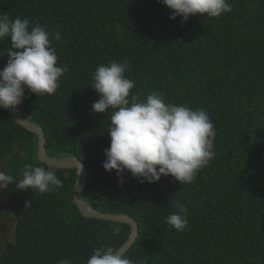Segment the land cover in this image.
Segmentation results:
<instances>
[{"label":"trees","instance_id":"1","mask_svg":"<svg viewBox=\"0 0 264 264\" xmlns=\"http://www.w3.org/2000/svg\"><path fill=\"white\" fill-rule=\"evenodd\" d=\"M227 2L231 12L182 23L158 0H0V14L61 33L63 41L52 44L57 66L69 70L59 88L40 96L26 89L15 111L44 130L49 156L84 162L82 197L91 207L137 222V238L124 252L137 264H264V0ZM8 47L5 37L0 69ZM113 60L128 62L130 96L160 92L167 102L208 113L215 155L191 184L171 175L142 184L127 172L120 183L115 170L103 168L112 110L92 111L99 94L91 83L96 67ZM37 148L38 135L0 109L1 171L20 177L25 164L47 167ZM53 168L63 187L43 194L3 187L14 230L0 264H87L93 249H119L128 239V223L81 213L75 168ZM176 201L188 210L182 232L165 223Z\"/></svg>","mask_w":264,"mask_h":264},{"label":"clouds","instance_id":"2","mask_svg":"<svg viewBox=\"0 0 264 264\" xmlns=\"http://www.w3.org/2000/svg\"><path fill=\"white\" fill-rule=\"evenodd\" d=\"M158 2L170 10L169 19L181 17L182 23L192 15L216 18L232 11L227 0H158ZM5 37H8L10 47L5 50L6 65L0 69V109L14 111L26 98V89L37 96L54 94L60 86V78L69 70L67 66H57L59 59L57 48L52 44L53 39L63 41L61 33L56 32L53 36L39 24L30 28V21L27 18L13 19L7 14H0V44ZM128 70L127 61L113 60L106 65H98L92 77L91 86L99 94L98 100L91 105L92 111L107 113L112 110L107 127L110 146L104 150L103 168L109 173L115 170L120 183H123L122 177L127 172L142 184L155 183L169 175L184 186L191 184L198 172L207 166L215 155L213 149L216 131L212 120L204 109H193L167 102L165 95L160 92L149 94L146 100H140L137 95L130 96V90L135 87V82L125 76ZM54 158H78L82 161L78 156ZM82 163L84 164L83 161ZM76 173L77 182L79 174L77 169ZM10 184H14L15 189L19 191L30 189L41 194L63 187L62 180L57 177L51 164L47 167L25 164L20 177L7 174L0 168V185ZM3 187L0 189H4ZM82 199L85 201L83 197ZM5 200L9 203L7 198ZM88 206L100 212L89 204ZM173 206L176 211L166 218L165 223L182 232L188 226L187 207L179 201ZM24 207L31 209L32 201H25ZM106 214L122 215L133 220L125 214ZM119 231L118 228L114 229L113 235H118ZM131 232L132 227L130 235ZM57 264H72V261L69 258H61ZM87 264H137V262L126 257L120 249L101 246L93 249Z\"/></svg>","mask_w":264,"mask_h":264},{"label":"water","instance_id":"3","mask_svg":"<svg viewBox=\"0 0 264 264\" xmlns=\"http://www.w3.org/2000/svg\"><path fill=\"white\" fill-rule=\"evenodd\" d=\"M6 111L18 123H20L25 128H27L30 131L35 132L38 135L37 156L40 161L45 162L47 164H51L56 167H60V168L76 167L79 174H78V179H77L76 187H75V199H76L79 210L85 216L110 219L114 221H122V222L129 223L131 225L132 232H131L130 237L124 243V245L119 248L121 252H125L136 239V236L138 233V226L136 222L122 215H111V214L96 212L93 209H91L81 197V193L84 189L85 182H86V168H85V165L82 163V161H80L78 158L69 159V158L50 157L47 154L46 148H45L46 136H45L44 130L39 125L19 115L15 110L13 111L12 109H7ZM80 167H81V172H80Z\"/></svg>","mask_w":264,"mask_h":264},{"label":"rangeland","instance_id":"4","mask_svg":"<svg viewBox=\"0 0 264 264\" xmlns=\"http://www.w3.org/2000/svg\"><path fill=\"white\" fill-rule=\"evenodd\" d=\"M1 165V163H0ZM3 166H0L2 168ZM4 185H0L3 187ZM3 189H0V252L5 247L6 243L12 240V232L14 230V220L10 218L7 211Z\"/></svg>","mask_w":264,"mask_h":264}]
</instances>
